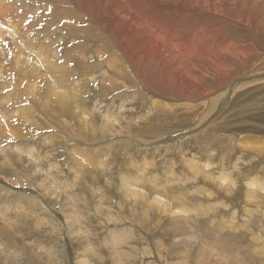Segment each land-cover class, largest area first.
I'll return each mask as SVG.
<instances>
[{
    "label": "bare ground",
    "instance_id": "1",
    "mask_svg": "<svg viewBox=\"0 0 264 264\" xmlns=\"http://www.w3.org/2000/svg\"><path fill=\"white\" fill-rule=\"evenodd\" d=\"M3 1L0 264H105L186 234L196 260L261 264L264 0ZM211 130L236 154L178 151L184 175L166 147H201Z\"/></svg>",
    "mask_w": 264,
    "mask_h": 264
},
{
    "label": "rangeland",
    "instance_id": "2",
    "mask_svg": "<svg viewBox=\"0 0 264 264\" xmlns=\"http://www.w3.org/2000/svg\"><path fill=\"white\" fill-rule=\"evenodd\" d=\"M4 3L7 5L6 0L3 1V5H5ZM21 14L22 15L19 16V17L20 18H25L26 12H22L21 11ZM56 15L59 16V13H56ZM19 24L22 26L23 31L25 33H30L32 31V28L29 27L27 24H25L23 22H20ZM237 31H238L237 34H240L241 36H244V37H247V38L249 37L247 34H246L247 36H245V31L244 30L243 31L237 30ZM260 35L262 37H264L263 34H260ZM257 39H258L257 40L258 43L261 44L262 49H264V40H263V38L257 36ZM259 52H260V54H263L260 49H259ZM260 58H261L260 56L257 59H256V57H253V59H256L257 61L260 60ZM262 62H264V58L262 59ZM246 65L249 66L248 64H246ZM262 90H263V92H261L260 94L264 98V88ZM0 107H4V105L0 104ZM227 130H230V129H227ZM261 131H264V130H260V131H258V133L261 132ZM230 133L233 134L232 131ZM174 134L175 133H172V132H168L167 133V135H170V136H172ZM176 134H175V136H177ZM122 135H125V134H121L120 136H122ZM233 135H235V134H233ZM120 136L119 137H116L115 143H118L120 140H122V138ZM134 137H136V136H134ZM229 138L230 137L227 134H224V133H221V132H217V131L211 130V131L208 132L207 137H204L203 138V141H205L206 143L202 144L201 147L199 146V144L197 142L195 144H189V143H186L184 141V139L175 140L174 138H172V140L174 141V145L173 146H167L166 147V151L169 154L171 160H173L176 163V165L178 166L179 170L184 175H186L187 169H188V165H189V161L185 157L182 158V161H178L176 159V157L174 156V154L176 152L180 151L184 155H188V154H190L192 152H202L200 150V148L203 149V150H206V148H204L205 144H210L211 147H213L214 149L215 148L217 149V153H219V155L221 157H223V158H225V159L228 160V158H231V157H233L236 154L235 148L228 141ZM141 139L147 141V139L145 137H141ZM128 144H130V143H128ZM120 149L122 150V147ZM120 149L118 148L116 150H117V152H119L120 160H122L124 158V151H121ZM208 168L209 169L210 168H213V166H210ZM229 177H230V174L229 173H227L226 176L224 174L221 175V178H224L223 179V182H226V181L228 182V180L230 179ZM109 180L111 182H116L117 181V177H114V178L109 179ZM241 182L243 183V186L245 188H249V187H247L248 179L242 180ZM127 185L128 184L125 183V186L126 187H127ZM238 186H240V184ZM243 186L241 184L240 187H243ZM254 189H256V188H252L250 190H254ZM250 206H256V204H251ZM128 209H130L131 212L133 210V208H131V207L128 208ZM137 212L140 213V211H137ZM169 214H171V213H169ZM181 215H184V214L181 213ZM186 216H188L191 219H194L193 217H191V214L190 213L189 214L187 213L184 217H186ZM122 217L124 218V221H127L125 219V217L123 216V214H122ZM136 218H139V214L136 217V215L134 213L133 219L135 220ZM200 219H201V217H200ZM180 220L182 221L183 224L185 223L187 226H189L186 223L187 221L185 219L183 220L181 218ZM143 223H146V221L144 220V218H143ZM140 224H142L141 217H140ZM161 225H162V223H160L158 226L160 227ZM109 228H110V225H108V229ZM205 228L207 229V231H206L207 233H205V234L208 236L209 239H211V236L212 235L213 236L215 235L214 234V231L215 230L212 229L213 228V224L206 225ZM156 231H158V230H156ZM169 232H171V230ZM247 236H249V235H247ZM144 240H145V245L150 244L149 246H146L144 248V249L147 248V250H142L141 251L140 249H141L142 246L141 247H138V245H136L134 247H130L131 249L128 250L129 252H127V251H123V252H120V253H118V252L117 253L108 252L107 253V257L104 260V263L105 264H129V263H123L122 261H114L113 259L116 256H118L119 254L126 255L128 260L130 259L129 258L130 255L136 256L132 260L134 262L131 261L132 264H137V262L140 261L141 259H144L145 261H148L147 259H149V258H156L158 256H166L168 254H171V257H173V255L178 257L176 259V261L174 262V264H210L209 263V259L206 256L198 255L199 258L206 259L208 261V262H203V261L196 260L194 258V255L191 254V251H193V249L191 250L190 246H194L197 243H195L196 238L195 237H192L190 234H186V235H184L182 237L174 236V237H169V238H162V237H160V239H154L153 238V240H151V241H150V237H149V238H146ZM179 242H181V243L184 244V247L183 248H178V244H180ZM156 245H157V249H153L152 247H154ZM122 247H123V244L119 248V251L122 250ZM132 249H136V250L133 251ZM130 251H133L134 254H133V252L130 253ZM136 251H138V252H136ZM137 257H139L138 260H136ZM141 257H144V258H141ZM145 264H147V263H145ZM261 264H264V260L262 261Z\"/></svg>",
    "mask_w": 264,
    "mask_h": 264
}]
</instances>
